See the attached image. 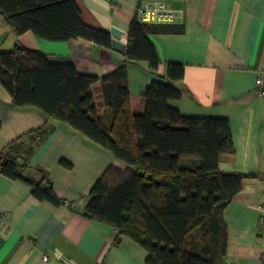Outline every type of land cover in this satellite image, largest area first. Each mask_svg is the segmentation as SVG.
I'll return each instance as SVG.
<instances>
[{
  "label": "crops",
  "instance_id": "crops-1",
  "mask_svg": "<svg viewBox=\"0 0 264 264\" xmlns=\"http://www.w3.org/2000/svg\"><path fill=\"white\" fill-rule=\"evenodd\" d=\"M155 1L173 10L174 23L184 31L149 34L159 58L157 68L144 60L128 62L132 109L142 111L146 87L152 80H165L167 62H179L183 77L174 85L181 97L169 100V105L186 116L228 119L234 152L218 161L219 170L263 172L264 97L255 90V78L264 69V0H74L86 25L109 34L116 27L125 44L136 7ZM16 45L42 51L52 62H70L79 73L99 78L125 60L124 51L82 38L51 41L29 31L16 34L0 11V51ZM99 86V81L92 86L97 102ZM39 128H47V134L29 157L27 151L18 155L14 139ZM0 154L17 156L22 177L49 180L62 199L58 205L39 199L27 179H12L0 168V264H147V253L139 244L125 235L115 243L114 227L81 213L95 178L110 163L122 165L66 123L37 108L14 107L1 82ZM197 162L181 157L179 165ZM258 205L264 206V177L243 178L223 213L226 264H264V222L259 223L264 208Z\"/></svg>",
  "mask_w": 264,
  "mask_h": 264
},
{
  "label": "trees",
  "instance_id": "trees-1",
  "mask_svg": "<svg viewBox=\"0 0 264 264\" xmlns=\"http://www.w3.org/2000/svg\"><path fill=\"white\" fill-rule=\"evenodd\" d=\"M0 11L16 34L29 31L51 41L82 38L112 47L107 31L82 21L74 0H0ZM183 31L184 26L175 23L142 22L134 12L125 60L114 71L100 78L82 74L70 62H52L42 51L16 45L0 51V82L14 107L37 108L50 119L66 123L122 165L110 163L102 170L81 211L90 220L114 227L115 243L120 235L128 236L146 251L147 264H226L224 210L241 189L243 178H262L264 171L218 169V161L234 152L229 121L186 116L169 105V100L181 97L174 85L183 77L179 62H167L165 80H152L146 87L142 111H134L131 105L128 62L144 60L150 68H157L159 58L149 34ZM96 81L100 82L101 102L93 93ZM47 132L39 128L14 139L18 155L27 151L29 157ZM181 157H194L198 162L181 166ZM20 165L17 156L0 154V168L10 178H24ZM24 179L35 197L61 203L49 180Z\"/></svg>",
  "mask_w": 264,
  "mask_h": 264
},
{
  "label": "built area",
  "instance_id": "built-area-1",
  "mask_svg": "<svg viewBox=\"0 0 264 264\" xmlns=\"http://www.w3.org/2000/svg\"><path fill=\"white\" fill-rule=\"evenodd\" d=\"M135 13L138 19L145 23L151 24H173L175 21V13L172 9L168 8L165 3L161 1H155L152 3H143L136 7ZM255 90L261 96L264 97V69L258 70L255 78ZM36 140H40L37 135ZM23 145L25 141L21 140ZM259 209H263V205H258ZM264 222V215H259V223ZM47 257L44 256V259Z\"/></svg>",
  "mask_w": 264,
  "mask_h": 264
},
{
  "label": "water",
  "instance_id": "water-1",
  "mask_svg": "<svg viewBox=\"0 0 264 264\" xmlns=\"http://www.w3.org/2000/svg\"><path fill=\"white\" fill-rule=\"evenodd\" d=\"M111 34V42H112V47L117 50H125L126 44L120 41V38L122 36V31L117 29L116 27H111L109 30Z\"/></svg>",
  "mask_w": 264,
  "mask_h": 264
},
{
  "label": "rangeland",
  "instance_id": "rangeland-1",
  "mask_svg": "<svg viewBox=\"0 0 264 264\" xmlns=\"http://www.w3.org/2000/svg\"><path fill=\"white\" fill-rule=\"evenodd\" d=\"M191 239L193 240V235H192V237H190V239H189V240H191Z\"/></svg>",
  "mask_w": 264,
  "mask_h": 264
}]
</instances>
